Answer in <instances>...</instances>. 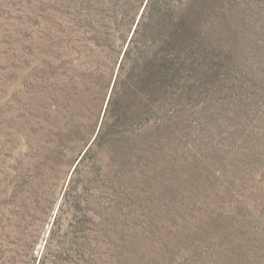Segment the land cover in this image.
<instances>
[{
  "label": "rangeland",
  "instance_id": "1",
  "mask_svg": "<svg viewBox=\"0 0 264 264\" xmlns=\"http://www.w3.org/2000/svg\"><path fill=\"white\" fill-rule=\"evenodd\" d=\"M171 1L180 5L0 0V264H76L95 200L147 128L146 84L165 48ZM146 10L139 48L118 76ZM194 10L182 18L177 135L144 159L136 200L149 206L173 203L182 141L222 168L229 152L250 161L252 185L264 192V0H217L205 33ZM154 229V237L140 229L120 264H170L171 244Z\"/></svg>",
  "mask_w": 264,
  "mask_h": 264
},
{
  "label": "trees",
  "instance_id": "2",
  "mask_svg": "<svg viewBox=\"0 0 264 264\" xmlns=\"http://www.w3.org/2000/svg\"><path fill=\"white\" fill-rule=\"evenodd\" d=\"M216 2L180 0L179 6L173 1L168 5L165 48L162 56L157 58L155 54L146 84L150 96L147 128L132 138L129 157L110 172L109 189L105 193L102 190L95 200L92 227L89 233L83 231L77 236L76 264H107L108 258L120 264L125 257L122 248L135 249L140 229L151 232L153 226L171 244L170 264H264V255L258 253L264 249V192L252 185L250 161H239L237 154L227 153L222 168L220 163H214L215 158H206L201 152L205 148L191 141L182 147V141L176 148L182 152H176L173 203L149 206L136 200L145 181L144 159L149 154L156 156L154 152L161 150L157 145L177 135L181 44L187 38L182 18L194 5L193 20L198 32L205 33L212 23L208 18ZM153 3L156 0H148L147 6ZM146 13L147 10L130 39L118 76L125 71L134 47H138ZM199 37L204 45L205 36ZM112 101L110 97L108 110ZM100 136L101 132L95 141ZM193 149L200 155H192ZM215 169L220 175L213 172ZM151 233L150 237H154Z\"/></svg>",
  "mask_w": 264,
  "mask_h": 264
},
{
  "label": "water",
  "instance_id": "3",
  "mask_svg": "<svg viewBox=\"0 0 264 264\" xmlns=\"http://www.w3.org/2000/svg\"><path fill=\"white\" fill-rule=\"evenodd\" d=\"M137 22H138V21H137ZM136 26H137V23H136V25H135V27H134V30H135Z\"/></svg>",
  "mask_w": 264,
  "mask_h": 264
}]
</instances>
